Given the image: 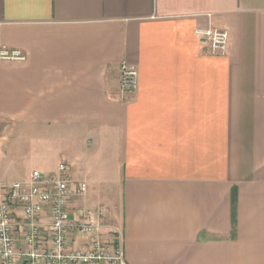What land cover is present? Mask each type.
<instances>
[{
    "label": "crops",
    "instance_id": "0c3cea01",
    "mask_svg": "<svg viewBox=\"0 0 264 264\" xmlns=\"http://www.w3.org/2000/svg\"><path fill=\"white\" fill-rule=\"evenodd\" d=\"M2 47L24 58H0V183L66 163L88 185L71 217L105 209L126 264H264V0H0ZM40 222L48 245L49 210Z\"/></svg>",
    "mask_w": 264,
    "mask_h": 264
},
{
    "label": "built area",
    "instance_id": "2783aa9c",
    "mask_svg": "<svg viewBox=\"0 0 264 264\" xmlns=\"http://www.w3.org/2000/svg\"><path fill=\"white\" fill-rule=\"evenodd\" d=\"M199 33L208 45V54L225 55L229 33L226 30L209 28ZM2 59H23L20 51L0 49ZM139 83L138 68L128 62L120 67V91L130 99ZM72 176L66 163H60L55 173L45 174L33 170L24 180L0 183V190H7L0 203V264H126L122 237L112 241L102 238L106 228L102 218L105 209L100 208L98 219L91 211L80 209L81 218L70 215V200L73 194L83 195L88 189L81 182L77 190L72 189ZM21 211L28 221L25 240L27 248L20 250L13 235V213ZM49 210L51 222L48 227V245L41 225V217ZM73 233L87 235L89 242L84 249H69Z\"/></svg>",
    "mask_w": 264,
    "mask_h": 264
}]
</instances>
